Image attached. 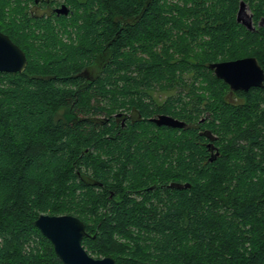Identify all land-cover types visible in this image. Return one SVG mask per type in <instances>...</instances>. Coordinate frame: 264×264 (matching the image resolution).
Masks as SVG:
<instances>
[{
    "label": "trees",
    "instance_id": "1",
    "mask_svg": "<svg viewBox=\"0 0 264 264\" xmlns=\"http://www.w3.org/2000/svg\"><path fill=\"white\" fill-rule=\"evenodd\" d=\"M9 1L0 30L27 65L0 72V264H62L41 213L78 217L81 242L115 264H264V87L231 101L207 66L251 55L264 68V26L236 22L240 0H76L86 24L68 40L20 32ZM243 1L264 17V0ZM137 13L119 29L115 14ZM116 111L134 114L130 132L113 131ZM196 126L217 136L207 165ZM157 180L188 186L155 204L125 191Z\"/></svg>",
    "mask_w": 264,
    "mask_h": 264
},
{
    "label": "flooded vegetation",
    "instance_id": "2",
    "mask_svg": "<svg viewBox=\"0 0 264 264\" xmlns=\"http://www.w3.org/2000/svg\"><path fill=\"white\" fill-rule=\"evenodd\" d=\"M240 1H243V0H240ZM243 2L245 4L244 10L240 14L239 20L237 21V11L239 8V3H238V7L236 10V14H235L236 22L242 25L244 28H246L244 23H249L251 28L249 29L246 28V29L250 31H256L261 26H264V17L260 16L259 18H257L255 12L251 9L250 5L245 1ZM82 3L83 2L81 1L77 2L76 0H10L4 7L5 9L4 15L6 16V19H14L15 21H17V26L19 27L18 29L20 30V32L21 31L25 32V34L28 35L32 39L43 38L45 37L46 34H50L53 36L57 35L58 37L63 38L64 40H68L70 39V37L75 38L79 31L81 32L84 31V26L86 24V21H85V14H84L85 10H84ZM138 19H139L138 13L135 15L132 14L131 16H128V17H122L116 14L114 16V20L118 24H120L119 26L120 30L126 25L135 24ZM248 56H251V55H248ZM244 57H247V56H244ZM251 57H254V56H251ZM239 58H242V57H239ZM231 60H234V59H231ZM257 63L263 69V73H264V68L260 65L258 60H257ZM3 73H7V72H3ZM226 85L228 87V93L226 97L229 100L234 101V102L238 101V96H236V93L238 91H247V90H241V89L230 90L229 85L227 83ZM254 87L263 88L264 79L262 81L261 86H251L248 89L254 88ZM133 116H134L133 113H128L126 111L114 112L113 117L111 119L113 123V127H114L113 131L117 133L130 132L131 130H129L127 126L128 124H131L133 123V121H135ZM155 116H152V117H155ZM137 119L140 120L141 116L138 115ZM199 121H200V124H203L205 122L204 117L200 118ZM194 130L195 132H190V133L194 136L195 142L198 141L197 135H201L203 137L201 146L206 150V154L204 155V158L202 159L201 164L207 165L208 163H212L219 155L218 148L216 144L214 143L217 136H215V134H213L212 131L207 128L200 129V128H197L196 126ZM135 132H143V130H136ZM120 165L121 164L118 163V166ZM160 166L161 168H164V164L160 163ZM158 173L162 174L163 172L159 171ZM148 182L149 183L147 184H140L139 187H135L133 189L126 188L125 191L128 192V197L138 202L146 201L147 203L155 204L158 201L160 202V199L158 197H161V196L163 197L164 189L167 187H172L170 186V184H173V183L181 184L180 182H170L168 184H165L164 182H160L159 180L154 181V182L153 181H148ZM113 195L114 193L111 192L110 197H112ZM114 198L118 199L119 193H116ZM81 245L91 257L101 258V257L95 256V254L89 251L88 248L82 242H81Z\"/></svg>",
    "mask_w": 264,
    "mask_h": 264
},
{
    "label": "water",
    "instance_id": "3",
    "mask_svg": "<svg viewBox=\"0 0 264 264\" xmlns=\"http://www.w3.org/2000/svg\"><path fill=\"white\" fill-rule=\"evenodd\" d=\"M244 5V2L240 1L237 21L244 10ZM244 25L248 29L251 28L249 23ZM26 65L27 59L23 50L0 31V72H23ZM207 66L217 78L229 85L230 90H248L251 86H261L264 79L263 69L251 56L210 62ZM149 120L157 126L178 129L186 126L185 121L168 114H157ZM170 186L182 188L188 184L173 183ZM34 225L51 242L62 264H115V260L110 256L93 258L85 251L81 245L82 238L86 235L85 225L74 215L41 213L35 219Z\"/></svg>",
    "mask_w": 264,
    "mask_h": 264
},
{
    "label": "rangeland",
    "instance_id": "4",
    "mask_svg": "<svg viewBox=\"0 0 264 264\" xmlns=\"http://www.w3.org/2000/svg\"><path fill=\"white\" fill-rule=\"evenodd\" d=\"M95 72H96V70H95ZM88 73L90 74V70L88 71ZM64 113H65V117H66V118H70L71 115L66 114V113H70V112H68V110H61V111L59 112L60 116H63Z\"/></svg>",
    "mask_w": 264,
    "mask_h": 264
}]
</instances>
